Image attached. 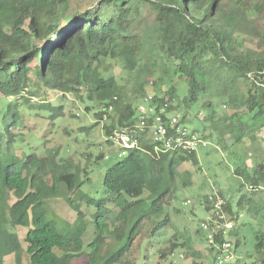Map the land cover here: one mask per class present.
Returning a JSON list of instances; mask_svg holds the SVG:
<instances>
[{
    "label": "trees",
    "instance_id": "trees-1",
    "mask_svg": "<svg viewBox=\"0 0 264 264\" xmlns=\"http://www.w3.org/2000/svg\"><path fill=\"white\" fill-rule=\"evenodd\" d=\"M93 1L92 8L71 12L70 0H0V94L4 98L30 100L22 94L29 92L32 84L30 64L36 59L39 60L38 75L50 91L65 95L68 91L84 90L86 99L94 105L86 106L85 110L91 112L93 107H100V112L95 115L98 121H104V116L108 121L111 115L106 110L113 106V111L121 108L117 126L136 123L137 109L132 104L123 105L122 88L116 76L106 78L102 74L103 60L133 71L142 56V38L129 34L132 0ZM143 1L155 11L158 51L176 60L175 73L187 78V101L192 107L198 103V95L204 92L203 80L198 79L203 75L204 58L219 53L221 64L230 68L237 61L228 51L225 35L234 21V11L229 17L224 15L219 7L222 0ZM106 5L116 11L108 19L103 18ZM233 65L252 81L246 102L248 112L254 115L252 118L263 119L264 55L255 66L249 59L244 64L237 62ZM175 94L176 86L173 85L165 99L155 96L154 100L169 103L171 110L175 111L179 109ZM145 96L143 87L138 100ZM43 110L53 122L64 116L63 106L46 104ZM236 117L234 114L231 119ZM239 124L242 125L239 131L243 132L244 126L240 121ZM116 127L106 128L110 144V136ZM169 156H172L170 161L167 160ZM146 157L141 151L129 152L123 161L106 172L104 198L89 201V205L96 206L94 235L97 238L88 245V264H122L125 257L137 256L145 243L155 241L161 232L174 228L168 206L176 199L172 188L175 158L193 162L196 155L167 153L152 158L154 168L161 171L158 174L151 173ZM103 159V155L98 157V160ZM26 160L30 168L25 175V163L8 158L0 149V216L9 207L12 195L17 200L12 225L0 219V264L12 254L16 256V264H23L22 243L17 233L22 229H26L28 246L25 254L29 264H74L77 258L84 256L82 235L86 225L66 234L59 233L57 225L49 220L47 201L59 195L62 184L68 190H76L82 181L71 172H54L51 174L52 184L44 188L39 180L40 174L47 176L48 171L40 165L36 155ZM108 205L118 210L115 220L109 215L112 212ZM227 212L235 215L229 203ZM110 223L112 232L109 231ZM106 231L120 242V248L111 256L102 253ZM256 238L255 253L261 255L259 261L264 264V236L257 235ZM235 246L238 248V241ZM180 247L178 243H171L167 254L162 252V256L168 257Z\"/></svg>",
    "mask_w": 264,
    "mask_h": 264
},
{
    "label": "rangeland",
    "instance_id": "rangeland-1",
    "mask_svg": "<svg viewBox=\"0 0 264 264\" xmlns=\"http://www.w3.org/2000/svg\"><path fill=\"white\" fill-rule=\"evenodd\" d=\"M94 5L93 0H70L71 12ZM130 6L132 27L129 34L142 38V56L133 71L103 60L102 74L106 78L116 76L122 88L123 105L132 104L135 108L141 101L138 100L141 88H145L146 95L165 99L170 87L175 85V102L179 105L176 114L184 119L188 129L206 139L208 146L196 154V161L175 158L172 188L176 199L168 206L174 228L161 232L155 241L145 243L137 256L125 257L122 264H213L209 246L199 230L207 218L201 201L213 191L222 194L232 212L240 216L241 223L228 236L234 243L239 242L234 264H261V255L255 253V248L256 236H264V118L249 116L246 102L252 81L240 74L233 64H244L249 59L255 66L264 55V0L220 2L224 15L229 17L234 11V21L225 35L228 51L237 61L230 68L221 64L219 53L204 58L203 75L198 77L203 80L204 92L198 95V103L192 107L187 101V78L175 73L176 60L157 49V27L152 6L143 0H132ZM115 13L111 6L106 5L103 18L108 19ZM38 61L35 59L30 64L29 71L32 84L28 94L34 95L35 100L15 101L0 94V149L8 158L25 163V175L30 168L26 159L36 155L40 165L48 171L47 176L40 174L39 180L44 188L52 184L51 174L54 172H71L82 181L76 190H68L62 184L59 195L47 202L49 220L57 225L59 233L66 234L86 225L82 235L84 256L77 258L74 264H88V245L97 238L94 235L96 206L89 205V201L104 198L106 172L123 161L118 158V148L108 143L106 136L107 127L119 124L121 108L112 111L108 121H98L95 115L100 112V107H93L91 112L85 110L86 106L94 105L86 99L84 90L61 95L47 89L38 75ZM46 104L63 106L64 116L51 121L43 110ZM234 114L238 117L231 119ZM239 121L249 128L245 132L248 139L244 143L239 141ZM259 123L263 125L253 130L252 127ZM100 155L104 156L102 161L98 160ZM146 158L151 173H160V169L154 168L152 157ZM171 159L169 156L167 160ZM186 200H192L193 205L184 207ZM16 203L12 195L9 207L0 216L1 221L9 226L14 220ZM108 208L112 212L109 214L111 219L115 220L118 210L113 205H108ZM108 226L112 232L111 223ZM17 233L22 243V262L29 264L25 254L28 246L26 229L17 230ZM105 237L103 256L114 255L120 248V242L108 231ZM171 243H178L181 247L174 254L163 257ZM4 264H16L15 254L7 256Z\"/></svg>",
    "mask_w": 264,
    "mask_h": 264
},
{
    "label": "built area",
    "instance_id": "built-area-1",
    "mask_svg": "<svg viewBox=\"0 0 264 264\" xmlns=\"http://www.w3.org/2000/svg\"><path fill=\"white\" fill-rule=\"evenodd\" d=\"M22 96L35 100L27 92H23ZM154 97L146 95L140 101L136 108V123L117 126L113 130L109 140L118 148V158L123 159L134 150L152 158H160L167 153L196 155L208 146L206 139L188 129L184 119L171 110L169 103L156 102ZM106 111L111 114L113 106ZM106 120L107 116H104L102 122ZM227 204L226 198L218 191H213L201 201L207 218L200 224L199 230L209 246L213 264H234L237 259V248L228 236L241 221L237 214L229 215ZM192 205V200L183 202L184 207Z\"/></svg>",
    "mask_w": 264,
    "mask_h": 264
},
{
    "label": "crops",
    "instance_id": "crops-1",
    "mask_svg": "<svg viewBox=\"0 0 264 264\" xmlns=\"http://www.w3.org/2000/svg\"><path fill=\"white\" fill-rule=\"evenodd\" d=\"M250 117H252V114H250L249 115ZM237 117H238V115H237ZM236 117V118H237ZM239 118H241V117H239ZM241 120V119H240ZM244 125H246V124H243V126ZM263 125V123H259V124H255L253 127H252V129L254 130V129H257V128H259L260 126H262ZM242 127V125H240L239 126V129ZM249 128L248 127H243V132H242V130H240L239 132H240V136L242 135L243 137H242V139L240 140V142H242L243 141V143L246 141V139H248L246 136H245V132L248 130ZM251 129V130H252ZM258 132V131H257ZM243 133V134H242ZM254 138V137H253ZM255 139V138H254Z\"/></svg>",
    "mask_w": 264,
    "mask_h": 264
}]
</instances>
